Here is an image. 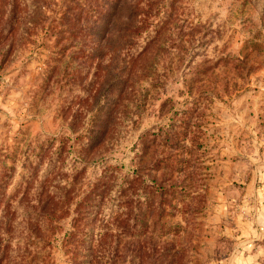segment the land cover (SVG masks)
I'll return each mask as SVG.
<instances>
[{
	"label": "rangeland",
	"instance_id": "rangeland-1",
	"mask_svg": "<svg viewBox=\"0 0 264 264\" xmlns=\"http://www.w3.org/2000/svg\"><path fill=\"white\" fill-rule=\"evenodd\" d=\"M86 262L264 264V0H0V264Z\"/></svg>",
	"mask_w": 264,
	"mask_h": 264
},
{
	"label": "trees",
	"instance_id": "trees-1",
	"mask_svg": "<svg viewBox=\"0 0 264 264\" xmlns=\"http://www.w3.org/2000/svg\"><path fill=\"white\" fill-rule=\"evenodd\" d=\"M118 223V222H117ZM116 223V225H117ZM117 227V226H116ZM107 230L104 228L101 231H97L92 233V239L91 240H95V247L93 248L95 251L94 253L91 255V259L90 260H95V259H101L102 258V251H104V246H105V239H106V235H107ZM90 235V234H89ZM99 262V261H96ZM87 264L89 262H86Z\"/></svg>",
	"mask_w": 264,
	"mask_h": 264
}]
</instances>
